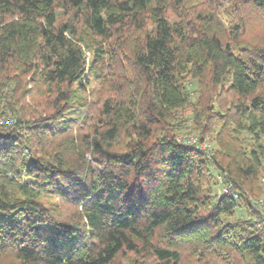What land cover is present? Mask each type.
Instances as JSON below:
<instances>
[{
  "label": "trees",
  "instance_id": "trees-1",
  "mask_svg": "<svg viewBox=\"0 0 264 264\" xmlns=\"http://www.w3.org/2000/svg\"><path fill=\"white\" fill-rule=\"evenodd\" d=\"M263 137L264 0H0V264H264Z\"/></svg>",
  "mask_w": 264,
  "mask_h": 264
},
{
  "label": "rangeland",
  "instance_id": "rangeland-1",
  "mask_svg": "<svg viewBox=\"0 0 264 264\" xmlns=\"http://www.w3.org/2000/svg\"><path fill=\"white\" fill-rule=\"evenodd\" d=\"M249 28H250V31H249V33L246 35V38H248V39H250V40H255V38H257V35H258L257 32H260V27L252 23V24L249 26ZM88 58H90V55H89V54H88ZM92 86H97V83H96L95 85H92ZM92 86H88V87H89V89H88L89 91H90V90L92 91V89H90ZM97 88H98V87H95L96 90H97ZM195 99H196V96H194V101H195ZM185 111H186V115L189 114V112L191 111V106H189V107L187 106V107L185 108ZM184 115H185V114H184ZM191 136H194V135H191ZM210 139H211V140H210ZM210 139L208 138V140L211 141V145L214 147V146L216 145V144H215V141H213L212 138H210ZM263 141H264V137H263ZM263 168H264V167H263ZM214 173H215V175L218 174V172H214ZM261 176H262L261 182H262V184H264V171L262 172ZM221 190H222V184L219 182V183L215 186V191H216L217 193H220ZM257 200H261V201L263 202L262 204H257V206L260 207V208L262 209V211H264V191H263L261 197H259L258 199L252 200V202L255 203V201H257ZM255 204H256V203H255ZM128 257H129L128 260H133V261H134V259L137 258L139 264H150V263L152 262V258H151V257L147 258V257H144V256H135V255H133V254L130 255V256H128ZM128 260H127V262H128ZM3 261H4L6 264H22L19 260H17V259L15 258V256H13V255H11V254H9V256L5 257V258L3 259Z\"/></svg>",
  "mask_w": 264,
  "mask_h": 264
},
{
  "label": "built area",
  "instance_id": "built-area-1",
  "mask_svg": "<svg viewBox=\"0 0 264 264\" xmlns=\"http://www.w3.org/2000/svg\"><path fill=\"white\" fill-rule=\"evenodd\" d=\"M178 139H179L180 142H184L186 144H196V145L199 146L200 149H203V150H208V147H209L208 143H206V142L205 143L204 142L200 143L196 138H193V137L184 138L183 136H179ZM219 180L222 183L221 193L222 194H228L230 192L231 188H232L231 183L230 184L229 183H225L223 181L222 176L219 177ZM255 203L256 204H262L263 202L261 200H257V201H255Z\"/></svg>",
  "mask_w": 264,
  "mask_h": 264
}]
</instances>
